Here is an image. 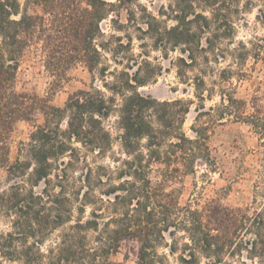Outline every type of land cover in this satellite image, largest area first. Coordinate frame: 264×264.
Listing matches in <instances>:
<instances>
[{"label":"trees","instance_id":"16d2710c","mask_svg":"<svg viewBox=\"0 0 264 264\" xmlns=\"http://www.w3.org/2000/svg\"><path fill=\"white\" fill-rule=\"evenodd\" d=\"M239 1L175 0V4L163 5L157 15L146 8L144 32L166 52L187 46L192 62L196 61L194 47L201 46V60L207 62L209 52L221 50V41L232 38L234 16L242 10ZM253 3L247 0V8ZM31 5L40 11L30 12ZM113 6L108 0H86V5L81 0H0V165L6 167L11 181L0 193V216L10 219L12 227L0 234V264H114L111 256L128 241L139 244L137 264H165V256L158 252L164 244L171 253H178L180 264H247L244 257L264 264V202L256 209L230 207L214 199L201 208L182 207L164 183L193 173L198 160L215 169L210 133L227 117L249 124L264 137V92L247 100L222 88L220 104L207 110L202 103L201 119L207 116L208 120L194 129V138L187 136L182 125L189 105L183 100L159 101L141 94L137 86L148 76L140 73L122 72L127 79L110 83L106 80L109 68H99L103 52L110 49L109 41L102 39L101 22ZM259 12L264 20V10ZM170 19L176 20L172 26L166 21ZM32 46L42 52L44 66L56 85L81 64L91 73L99 69L105 88L122 96L118 125L126 158L118 184H109L104 193L108 198L94 192L92 168L87 167L79 187L69 170L81 156L80 147L100 155L111 149L113 137L103 118L115 109V97L92 86L71 94L61 107L47 98L17 91L19 61ZM255 46L253 56L258 59L261 46ZM240 47L232 54L237 65L251 53L243 43ZM233 73L231 68L224 69L222 78L228 80ZM204 83L201 78L198 96L202 101ZM37 110L43 113V122L35 126L12 162L11 135L19 121L33 119ZM154 165L162 166L164 181H152ZM41 183L44 186L37 191ZM97 183H105L101 174ZM74 201L80 203L81 212L92 205L90 216L77 219L59 244L44 254L41 244L71 219ZM109 207H114V214L106 217ZM177 232L183 233V242L178 241Z\"/></svg>","mask_w":264,"mask_h":264},{"label":"rangeland","instance_id":"374dc122","mask_svg":"<svg viewBox=\"0 0 264 264\" xmlns=\"http://www.w3.org/2000/svg\"><path fill=\"white\" fill-rule=\"evenodd\" d=\"M81 1L86 5V0ZM108 1L114 3L113 11L101 22V26L105 34L102 39L109 41L110 49L103 52V63L99 67L109 68L106 80L120 84L122 78H128V75H122V72H127L130 76L140 73L142 76H148L143 85L137 86L141 94L159 101L183 100L185 105H189L182 125L187 136L194 138V129L200 128L201 123L208 120L207 116L201 119L202 103L207 110L220 104L222 88L229 89L237 98L247 100L264 92V20L259 12L260 9L264 10V1L253 0V6L248 8L247 0L239 1L242 10L234 16L235 32L232 38L221 41L219 44L221 50H216V53L209 52L207 62L201 60V46L194 47L196 61L192 62L188 57L190 52L185 49L187 46L171 47L166 52L155 46L151 34L144 32L146 8L157 15L163 5L175 4V0ZM34 10L39 12L40 8L31 5L29 11ZM166 21L169 26L176 23L175 19ZM242 43L251 53L247 55L242 65H237L232 54L241 50ZM256 44L261 46L258 59L253 56ZM217 54H223L225 57ZM228 68L233 69L235 73L228 80H224L223 70ZM237 72H243L244 75L238 76ZM201 78L205 82L202 86L205 96L203 101L198 96L201 94ZM103 84L99 69L91 73L85 66L79 64L69 71L66 80L56 85L54 76L44 66L42 52L36 46L24 52L19 61L16 77L17 91L47 98L56 106H64L71 94L79 89H90L92 86L103 91L107 97H115V109L109 117L103 118L104 126L113 137L111 149L107 154L100 155L75 143L80 147L81 156L74 161L69 170L72 181L79 187L82 184L80 181L82 176L86 175L87 167L92 168V182L96 184L93 186L94 192L98 196L108 198L104 193L109 184H118V176L126 157L119 139L121 130L118 125V110L122 104V96L113 94ZM42 122L43 113L37 110L33 119L17 123L9 140L12 162L17 158L19 148L29 142L35 126ZM219 122L222 123L214 125L209 138V146L217 162L215 169L198 160L193 173L165 180V187L176 194L182 207L201 208L207 201L214 199L230 207L259 208L264 202V137L255 132L249 124L235 121L232 117ZM102 167L105 169H101ZM161 168V165H154L155 170L152 173L154 183L164 181L160 175ZM99 174L105 181L104 184L97 183ZM10 184L6 167L0 165V193L7 190ZM43 186L41 183L36 190L40 191ZM80 206L78 201H74L71 219L46 236L40 246L44 254H49L48 250L59 244L64 233L77 219L86 220L90 216L93 206L87 205L84 212L80 211ZM113 208L107 209L106 217L114 214ZM11 229L10 219L0 216V234ZM93 234L89 233L91 237ZM182 235V232L176 234L179 242L184 240ZM165 239L168 243L172 242L169 233L165 234ZM29 241L33 242V239ZM138 247L136 241L123 242L118 251L111 256V260L114 264H137ZM158 252L165 256V264H180L178 253H171L165 244L158 247ZM243 260L247 264H261L257 258L244 257Z\"/></svg>","mask_w":264,"mask_h":264}]
</instances>
